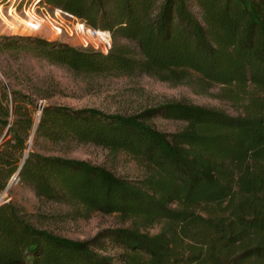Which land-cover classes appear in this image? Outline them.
Here are the masks:
<instances>
[{
	"label": "trees",
	"instance_id": "obj_1",
	"mask_svg": "<svg viewBox=\"0 0 264 264\" xmlns=\"http://www.w3.org/2000/svg\"><path fill=\"white\" fill-rule=\"evenodd\" d=\"M50 10L108 31L107 54L59 40L0 35V50L25 53L75 74L146 76L178 86L194 76L220 87L236 114L166 102L127 115L44 104L0 82V197L12 178L36 197L84 216L131 224L71 240L0 204V264H264V0H41ZM155 118L184 123L163 132ZM39 142L126 154L138 181L82 160L43 155ZM160 225L156 234L145 231ZM116 249L115 252L111 251Z\"/></svg>",
	"mask_w": 264,
	"mask_h": 264
},
{
	"label": "rangeland",
	"instance_id": "obj_2",
	"mask_svg": "<svg viewBox=\"0 0 264 264\" xmlns=\"http://www.w3.org/2000/svg\"><path fill=\"white\" fill-rule=\"evenodd\" d=\"M64 25L73 33L76 32V20L66 17ZM0 35L14 34L0 26ZM20 36L59 40L82 49L77 36L69 37L65 32L56 35L41 28L35 35ZM0 82L10 89L31 96L36 101L38 111L35 122L40 113L39 109L44 104L96 108L109 113L132 115L166 102H185L222 110L230 115L236 114L227 101L218 97L221 92L220 87L203 85L196 76L188 84L170 86L146 76L129 78L75 74L29 54L5 50H0ZM149 123L159 131L168 133L179 131L184 126L182 122L162 118L152 119ZM28 144L40 154L86 161L105 167L130 181L141 180L150 173L147 166L132 157L92 144L75 141L60 144L39 142L36 146L32 145L31 141ZM8 189L10 190L0 197V204L10 201L22 209L38 228L71 240H87L103 229L128 227L131 224L129 220L115 214L94 213L84 217L72 206L39 199L34 192L20 185L18 181L11 187L8 186ZM159 229L160 225L156 224L145 231L156 234ZM111 252L119 251L113 249Z\"/></svg>",
	"mask_w": 264,
	"mask_h": 264
},
{
	"label": "built area",
	"instance_id": "obj_3",
	"mask_svg": "<svg viewBox=\"0 0 264 264\" xmlns=\"http://www.w3.org/2000/svg\"><path fill=\"white\" fill-rule=\"evenodd\" d=\"M66 17L77 21L76 32L64 25ZM0 26L14 35H35L41 28L56 35L65 32L69 37L77 36L82 49L102 54H107L112 48V37L108 31L92 29L59 10H50L41 0H0Z\"/></svg>",
	"mask_w": 264,
	"mask_h": 264
},
{
	"label": "water",
	"instance_id": "obj_4",
	"mask_svg": "<svg viewBox=\"0 0 264 264\" xmlns=\"http://www.w3.org/2000/svg\"><path fill=\"white\" fill-rule=\"evenodd\" d=\"M18 177H19V175H18V173H17V174L12 178V180H11V182H10V184H9V187H11L15 182H17Z\"/></svg>",
	"mask_w": 264,
	"mask_h": 264
}]
</instances>
